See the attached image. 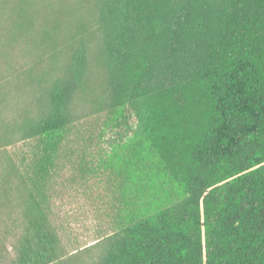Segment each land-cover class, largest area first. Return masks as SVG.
<instances>
[{"label": "trees", "instance_id": "obj_1", "mask_svg": "<svg viewBox=\"0 0 264 264\" xmlns=\"http://www.w3.org/2000/svg\"><path fill=\"white\" fill-rule=\"evenodd\" d=\"M95 8L111 106L123 105L120 124L135 114L183 195L102 238L97 264H264V0H95ZM68 50L43 110L19 125L22 139L45 142L28 164L40 181L11 264L60 258L42 183L89 72L87 39Z\"/></svg>", "mask_w": 264, "mask_h": 264}, {"label": "rangeland", "instance_id": "obj_2", "mask_svg": "<svg viewBox=\"0 0 264 264\" xmlns=\"http://www.w3.org/2000/svg\"><path fill=\"white\" fill-rule=\"evenodd\" d=\"M95 10V0H0V264L14 258L23 213L37 197L39 174L28 164L44 152L45 138L22 139L19 125L43 110L79 36L87 39L89 72L41 192L58 237L56 264H97L102 238L183 196L160 171L135 114L120 124L123 105L111 106Z\"/></svg>", "mask_w": 264, "mask_h": 264}]
</instances>
